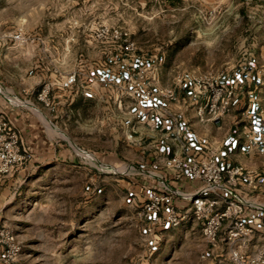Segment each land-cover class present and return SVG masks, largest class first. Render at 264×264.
Here are the masks:
<instances>
[{
    "label": "rangeland",
    "instance_id": "obj_1",
    "mask_svg": "<svg viewBox=\"0 0 264 264\" xmlns=\"http://www.w3.org/2000/svg\"><path fill=\"white\" fill-rule=\"evenodd\" d=\"M18 33L23 42L11 39ZM0 39L9 44L0 47V93L48 90L46 107L71 145L118 161L100 162L92 179L45 170L20 177L0 203V230L21 247L12 264H222L194 223L159 241L141 229L128 179L144 173L121 165L123 104L135 87L127 78L156 64L168 83L177 73L228 69L247 52L264 71V0H0ZM71 75L75 85L62 88ZM60 88L71 92L67 102ZM94 105L97 139L86 132Z\"/></svg>",
    "mask_w": 264,
    "mask_h": 264
},
{
    "label": "crops",
    "instance_id": "obj_2",
    "mask_svg": "<svg viewBox=\"0 0 264 264\" xmlns=\"http://www.w3.org/2000/svg\"><path fill=\"white\" fill-rule=\"evenodd\" d=\"M7 45L9 44L6 41L0 39L1 48ZM32 57L28 55L27 59ZM237 62L226 69L227 76L223 80L225 84H232L236 80L242 84L232 102L231 112L207 123L200 122L197 116V110L203 100L193 98L188 85L185 84L193 74L177 73L166 83L163 81L160 66L155 64L146 68V79L150 82L154 100L144 102L138 95L130 92V102H124L122 117L125 156L121 165L128 166L129 171L140 170L144 173L137 181L128 179V185L138 191L139 202L145 200L150 189L163 192V182L184 194H194L199 190L200 183L188 176H183L179 181L173 180L167 167L169 159L181 147L179 139H176L179 132L189 135L191 140V148L186 150L185 155L198 156L199 159L213 157L224 170L239 167L244 172L253 173L251 179L240 182L234 191L239 198L264 206L263 145L256 147L252 143L254 140L264 141V85L261 87L264 71L254 67L246 77L239 72ZM252 64L254 65L251 63V66ZM180 78L184 80L183 84L178 83ZM169 88L176 89L177 99L174 102L158 97V91ZM60 90L63 91V96H66L67 102L71 92L62 88ZM17 93L18 91L14 94ZM73 100L72 98L66 104H72ZM60 104L64 105L61 102ZM64 115L63 111L58 113L60 123ZM0 117H5L18 132L22 148L27 155L25 165L0 182V188L3 187L0 193L2 205L7 203L3 201L5 192L11 186H19V178L29 173L45 170L48 175H81L88 172L92 179L98 172L94 167L95 162L111 167L118 164V161L106 162L108 159H100L97 153L74 148L67 137L66 128H57L54 120L56 115H52L51 109L39 102L37 96L32 93L26 97L21 95L19 99L12 94L0 93ZM89 119L91 125L86 132L97 139V105H94V114L92 112ZM84 153L90 155L91 161L84 159ZM205 197L217 199L220 203L218 209L223 208L225 201L232 200L224 193L207 194ZM11 199L12 196L9 197V200ZM170 203L178 209L189 205L178 197H173ZM245 217L253 228L250 243L245 249L246 254L251 255L258 247L264 245V211L248 208ZM189 223L192 222L183 225ZM196 227L199 229L197 225ZM207 253L214 257V261L231 264L229 249L224 245L215 250L207 246Z\"/></svg>",
    "mask_w": 264,
    "mask_h": 264
},
{
    "label": "built area",
    "instance_id": "obj_3",
    "mask_svg": "<svg viewBox=\"0 0 264 264\" xmlns=\"http://www.w3.org/2000/svg\"><path fill=\"white\" fill-rule=\"evenodd\" d=\"M14 42H23L21 33L11 37ZM134 48L133 43H128L127 50ZM253 55L250 52L241 54L237 66L239 72L246 77L255 66ZM227 70H208L200 74H193L185 83L188 85L192 97L200 98L203 104L197 110L200 122L207 123L217 120L231 112L232 102L236 92L241 89V81L225 84L223 80ZM138 80V84L137 81ZM129 86L133 87V94L138 95L144 102L153 101L150 82L146 79V70L129 75ZM183 79H178L183 84ZM74 75L66 77L61 83L64 89H71L75 85ZM48 90H43L37 98L38 101L49 106ZM158 97L174 102L177 99L175 88L163 89L157 92ZM181 147L169 159L167 167L175 181L183 176L200 183L199 190L194 194H184L162 183L163 192L150 189L145 200L139 205L136 217L141 229L153 240L159 241L163 233L175 229L185 223H195L201 236L210 249H229V262L231 264H264V245L258 247L253 254L245 252L253 235V228L246 220L248 208L263 210L264 206L255 202L239 198L234 188L245 180L254 176L251 172H244L241 168L222 169L213 157L199 159L198 156L185 155L191 148L189 135L177 132ZM253 145L258 147L264 141L254 140ZM84 159L91 161L90 155L84 153ZM27 162L26 152L23 150L18 132L10 125L5 117H0V179L12 176ZM100 163H94L98 169ZM224 193L232 198L225 201L223 208L218 209L217 199H207V194L218 195ZM173 197L183 199L189 205L178 209L171 205ZM21 253V247L13 233L0 230V264H12ZM205 255L202 256L205 259Z\"/></svg>",
    "mask_w": 264,
    "mask_h": 264
}]
</instances>
